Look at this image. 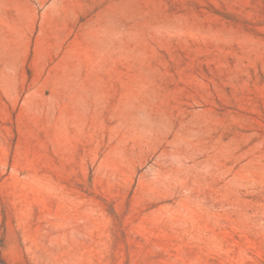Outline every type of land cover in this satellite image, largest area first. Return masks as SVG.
<instances>
[{
  "label": "rangeland",
  "instance_id": "374dc122",
  "mask_svg": "<svg viewBox=\"0 0 264 264\" xmlns=\"http://www.w3.org/2000/svg\"><path fill=\"white\" fill-rule=\"evenodd\" d=\"M0 264H264V0H0Z\"/></svg>",
  "mask_w": 264,
  "mask_h": 264
}]
</instances>
